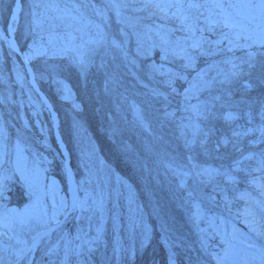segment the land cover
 <instances>
[{
    "label": "trees",
    "instance_id": "trees-1",
    "mask_svg": "<svg viewBox=\"0 0 264 264\" xmlns=\"http://www.w3.org/2000/svg\"><path fill=\"white\" fill-rule=\"evenodd\" d=\"M14 2L0 0L3 26ZM73 2L80 0H23L16 33L40 87L59 114L79 184V206L86 209L77 211L71 225L56 230L50 243L40 245L35 264H52L55 255L62 260L70 230L71 264H142L128 261L137 246V221L148 219L141 193L157 191V183L182 200L193 196L212 200L222 211L220 222L232 221L225 213L236 211L239 200L259 211V192L250 188L258 180H247L238 170L239 162L256 160L264 180L259 149L264 143V67L248 75L242 63L245 53L256 49L229 51L232 46L224 41L218 47L206 44L200 54L189 47L199 33L176 31L180 21L172 17L174 9L143 8L144 0H92L103 15L81 9V15L72 14L74 19L65 8ZM113 2L132 6L109 7ZM108 16L114 24L107 22ZM113 41L121 43L128 66L121 56L110 61L100 56ZM81 51L88 52L83 65L76 62ZM189 55L193 59L185 67ZM258 60L264 62V55ZM233 65L243 66L244 72L234 76ZM227 113L235 118L224 119ZM94 120L102 123L108 146L93 136ZM14 150L26 154L28 163L44 164L66 188L50 112L28 83L19 56L0 34L2 184L7 181L5 162H15ZM228 181L241 191L228 187ZM203 182L210 184L209 190L200 186ZM38 200L45 209L46 202ZM63 204L64 212L67 194ZM186 238L200 248L197 236Z\"/></svg>",
    "mask_w": 264,
    "mask_h": 264
},
{
    "label": "rangeland",
    "instance_id": "rangeland-1",
    "mask_svg": "<svg viewBox=\"0 0 264 264\" xmlns=\"http://www.w3.org/2000/svg\"><path fill=\"white\" fill-rule=\"evenodd\" d=\"M229 11L248 28L264 27V20L259 19L255 12L247 9ZM253 16L257 18L253 19ZM106 20L110 24L115 23L110 16ZM120 46L121 43L116 47L112 42L100 56L107 61L119 59ZM121 60L128 66L126 58L121 56ZM17 79L22 82V75L18 74ZM82 96L85 101L86 92ZM90 127L99 143L108 146L102 123L94 120ZM259 149L264 155V143ZM118 155L119 152L113 155L114 161ZM11 158L14 164L7 160V166L3 169L7 181L0 183V264H14L25 241L59 214L65 197L59 194L61 183L56 181L44 164L28 163V156L18 150L13 151ZM133 169L135 171L136 167ZM238 170L241 177L247 175V180H254L255 183L258 180V185L251 188L256 190L257 187L264 200L260 163H256V160L241 161ZM157 184L159 187L152 194L148 189L143 190L149 202L146 205L151 208L155 218L154 227L147 226L145 218L137 221L142 230L140 235L145 239L141 250L142 264H264V212L239 202L238 211H226L227 217L235 219L237 225L244 224L243 228H236L234 222H220L218 212L221 210L216 203L212 205V200L196 196L182 200L177 192L166 193L163 186ZM226 184L236 190L240 188L234 182L228 181ZM200 186L204 190L210 189V184L206 182L200 183ZM38 198L46 202L45 209ZM29 217L31 222L25 223ZM188 235L193 239L198 237L200 248L188 241ZM140 249V246L134 249L129 261ZM62 261L64 259L55 257L53 264H61Z\"/></svg>",
    "mask_w": 264,
    "mask_h": 264
},
{
    "label": "snow or ice",
    "instance_id": "snow-or-ice-1",
    "mask_svg": "<svg viewBox=\"0 0 264 264\" xmlns=\"http://www.w3.org/2000/svg\"><path fill=\"white\" fill-rule=\"evenodd\" d=\"M132 5L129 3H111L109 7L112 8H128ZM143 8H153L161 12L165 10H175L172 12V17L180 21L179 28L176 31L187 32L191 36H196L199 33V37L189 45L190 48L194 50H200V54H203L204 46L207 44L209 46L215 45L219 46L223 44L224 41L232 46L228 50L231 51L232 48L241 49H252L255 48L256 51H247L245 53L246 59L242 61L243 65L247 67L248 75H251L253 69L258 66L264 67V62L258 60L259 56L264 55V27L248 28L244 24L240 23L236 15L229 10L234 9H247L258 14V18L264 20V0H242V2H232V0H144L142 4ZM66 9H69V15L74 19L76 16L81 15V9L92 8L96 10L99 15L97 5L92 2V0H80V2H73L71 4L65 5ZM253 16V19H256ZM227 29V31H225ZM238 29V30H236ZM208 33V36L204 34ZM212 36H216L217 39H211ZM243 41L244 43H241ZM113 44L119 47L115 41ZM88 52L81 51L78 54L76 62L83 65L87 59ZM188 64L185 67L191 65L193 55L186 57ZM237 71L233 72L234 76H239L244 72V68L240 65H233ZM178 77V74H177ZM235 116L232 113H227L224 119H234ZM234 179V178H233ZM67 207V206H66ZM77 210L86 211L83 206H78L75 201L71 206L70 211L76 212ZM55 219V217H53ZM31 218L25 220V223H30ZM59 224V221H57ZM44 235H47V231L43 233H38L37 237H34V243L37 239H42ZM32 248L29 247L27 251H21L18 259L24 261L28 252H31ZM71 251H66L64 261L61 264H68ZM78 254V253H75Z\"/></svg>",
    "mask_w": 264,
    "mask_h": 264
},
{
    "label": "bare ground",
    "instance_id": "bare-ground-1",
    "mask_svg": "<svg viewBox=\"0 0 264 264\" xmlns=\"http://www.w3.org/2000/svg\"><path fill=\"white\" fill-rule=\"evenodd\" d=\"M20 1L22 2V0H17V3H16V6L12 12V15H11V22L14 26V24L16 23L17 19L20 17V13H21V8H20ZM12 26V27H13ZM73 201H75V192L74 190L72 191V195H71V200H70V205L73 204ZM41 243V241H36L33 245H32V250L33 248L36 246V245H39Z\"/></svg>",
    "mask_w": 264,
    "mask_h": 264
},
{
    "label": "water",
    "instance_id": "water-1",
    "mask_svg": "<svg viewBox=\"0 0 264 264\" xmlns=\"http://www.w3.org/2000/svg\"><path fill=\"white\" fill-rule=\"evenodd\" d=\"M25 63H26V65H27V68L29 69V71L31 70V68H30V64L28 63V61H26L25 60ZM33 83H34V81H33ZM36 86V85H35ZM40 93H41V91H39ZM59 140L61 141V138L59 137ZM68 170H69V178L71 179V180H73V186L74 187H76V183H75V178H74V174H73V172H72V170H71V168L70 167H68ZM53 229H55V225L54 226H52V227H50L48 230H46L47 231V234L49 233V232H51ZM45 236V235H44Z\"/></svg>",
    "mask_w": 264,
    "mask_h": 264
}]
</instances>
